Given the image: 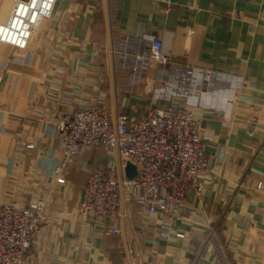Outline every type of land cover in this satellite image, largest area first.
Wrapping results in <instances>:
<instances>
[{"label": "crops", "instance_id": "crops-1", "mask_svg": "<svg viewBox=\"0 0 264 264\" xmlns=\"http://www.w3.org/2000/svg\"><path fill=\"white\" fill-rule=\"evenodd\" d=\"M37 1L0 0V202L44 203L24 264H264V0H172V9L162 0H50L46 17ZM146 35L161 38L181 75L211 69L242 86L219 84L229 89L194 113L206 138L203 190L182 211L141 217L127 202L97 222L81 213L83 188L119 160L86 148L59 176L56 125L82 104L129 123L166 107L152 98L170 80L157 63L115 69L112 53L148 49Z\"/></svg>", "mask_w": 264, "mask_h": 264}, {"label": "built area", "instance_id": "built-area-1", "mask_svg": "<svg viewBox=\"0 0 264 264\" xmlns=\"http://www.w3.org/2000/svg\"><path fill=\"white\" fill-rule=\"evenodd\" d=\"M162 1L167 9L173 8L172 0ZM144 41L148 49H125L119 55H133L145 68L157 63L162 77L170 80L164 79V84L152 91V98L166 107H150L129 123L123 113L112 120L100 105L82 104L56 125L65 145L64 159L54 167L59 176L86 148H101L119 160L114 166L96 169L83 188L81 213L97 222L121 215V207L127 202L141 217L156 213L173 216L182 211L189 193L203 190L200 172L206 165V138L194 113L204 106V97L210 100L215 93L229 89L219 84L233 81L238 88L242 86L241 78L211 69L192 68L188 76L181 75L165 53L161 38L146 35ZM213 87L216 90L211 91ZM227 93L233 101L235 87ZM127 163L136 168L134 177L127 175ZM44 217L42 201L33 207L0 202V264L25 263ZM117 233L114 229L113 234ZM160 235L168 238L171 233L162 229ZM176 236L184 237L181 233Z\"/></svg>", "mask_w": 264, "mask_h": 264}, {"label": "rangeland", "instance_id": "rangeland-1", "mask_svg": "<svg viewBox=\"0 0 264 264\" xmlns=\"http://www.w3.org/2000/svg\"><path fill=\"white\" fill-rule=\"evenodd\" d=\"M41 3H44V12H42V17H46V14L48 13L47 11H48V8H49V6H50V0H40V1H37V5H38V7L40 8V5H41ZM40 10V9H39ZM39 10L37 11V17H38V13H39ZM30 14V13H29ZM45 15V16H44ZM134 51H136V50H134ZM112 57H113V60H114V64L116 65V67L118 66V67H120V69H122V68H124V67H129L130 65L133 67V68H135V64H137V62L134 60V58H133V55L132 56H123V55H119V53L118 52H116V51H114V53H112ZM172 60V59H171ZM172 62H173V60H172ZM174 63V62H173ZM176 63V62H175ZM174 63V64H175ZM176 65H177V67H178V69H179V71H178V73L179 74H181L180 72H182V69L179 67V65L176 63ZM141 66V65H140ZM115 68L116 70H118L119 68ZM150 67V66H149ZM137 69V68H136ZM202 69H204V68H202ZM124 70V69H123ZM210 70V69H209ZM186 71H190V69H188V70H186V69H184V73L186 72ZM219 72H222V71H219ZM222 73H225V72H222ZM226 74H228V73H226ZM218 86H220V85H218ZM213 90H216V88L215 87H213V88H211V91H213ZM207 91L209 92L210 91V88L209 89H207ZM202 100H203V98H202ZM129 164L127 163L126 164V166H128ZM43 221H44V219H43ZM43 223L44 222H42V226H43Z\"/></svg>", "mask_w": 264, "mask_h": 264}, {"label": "water", "instance_id": "water-1", "mask_svg": "<svg viewBox=\"0 0 264 264\" xmlns=\"http://www.w3.org/2000/svg\"><path fill=\"white\" fill-rule=\"evenodd\" d=\"M129 165L126 167V173L130 177H134L136 175V168L128 163Z\"/></svg>", "mask_w": 264, "mask_h": 264}]
</instances>
